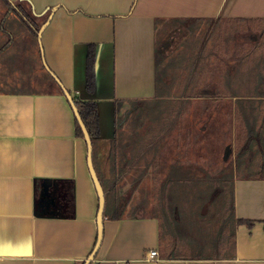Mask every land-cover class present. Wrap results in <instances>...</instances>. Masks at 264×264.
I'll return each mask as SVG.
<instances>
[{
	"label": "crops",
	"instance_id": "1",
	"mask_svg": "<svg viewBox=\"0 0 264 264\" xmlns=\"http://www.w3.org/2000/svg\"><path fill=\"white\" fill-rule=\"evenodd\" d=\"M9 1L16 9L18 4L24 5L30 18L21 19L0 3V24L6 29L4 33L0 28V49L5 48L0 53V264H84L97 241L99 198L88 168L87 143L77 134L72 105L46 66L75 104L93 101L98 106L100 137L93 159L104 187L112 180L117 105L138 107L142 101L167 97L180 106L177 118L187 121L191 98L186 91L191 84L175 75L169 77L173 75L169 69H174V74L175 69H264V53L253 52L261 36L224 34L222 30L211 50L213 35L209 33V25L264 21V0ZM199 19L203 21L197 22ZM203 26L208 32L204 35ZM161 31L169 35L159 44ZM247 40L254 44L247 53L231 44ZM91 47L94 84L89 89ZM158 52L163 57L161 69L170 71L160 94ZM233 84L228 81L226 87L234 89ZM246 100L256 104L264 97ZM239 102L240 98L234 97L232 105ZM176 132L175 144L159 147L157 152L167 158L161 162L165 185L171 183L167 171L188 168L186 159L175 155L185 154L193 130L184 122V128ZM263 137L264 131L258 128L249 133L247 143L250 148L254 143L262 148ZM250 148L244 170L255 168L258 172L234 174L231 236L235 247L228 257L220 258L216 252L219 235L211 246L196 249L188 245L187 258L163 259L159 217L120 212L118 219L104 217L103 240L91 264H264V151L256 160ZM232 153L227 146L224 160ZM140 162L138 159L127 167L118 185L128 181L133 168L137 172L134 182L144 181L143 173L138 176ZM47 179L57 195L53 181H65L67 191L73 186L74 217L61 218L51 206L39 207ZM104 190L109 214H117L108 201L109 188ZM238 220L252 225L238 224ZM201 249L207 252L195 254ZM151 251H158L159 257L152 258Z\"/></svg>",
	"mask_w": 264,
	"mask_h": 264
},
{
	"label": "rangeland",
	"instance_id": "2",
	"mask_svg": "<svg viewBox=\"0 0 264 264\" xmlns=\"http://www.w3.org/2000/svg\"><path fill=\"white\" fill-rule=\"evenodd\" d=\"M247 26H257L258 31L239 34H255L259 38L262 36V40L259 39L260 41L253 47V52L264 53V24L252 23ZM203 27L202 35L208 33L205 31V26ZM168 35L163 31L159 32V44L163 43ZM217 35H214V38ZM210 44L213 45V42ZM231 44H234V48L237 47L239 52L247 53L252 50L253 43L247 40L244 43L234 41ZM169 70L173 73L169 77L175 75L182 80L180 76L186 69H175L176 74L174 69ZM169 72L167 69V74ZM204 73L206 82L202 87L207 89V94L204 98L196 97L197 93L193 94V97L190 96L191 101L186 110L187 121L177 118L180 115L179 111L177 115L173 114L174 107L178 110L180 106H174L173 101L167 97L160 99L163 105L158 113L155 110L143 109V111V107L132 105L120 107L117 111L116 133L124 137L125 146L126 143L135 146L132 142V135L135 133L138 134L139 143L136 144L139 147H145L150 143L151 146L145 148L143 154L135 159L141 161L142 168L138 171V176L143 173L144 181L136 184L134 179L137 172L136 169H131L128 181L119 184L116 191L110 193L108 201L114 204L113 208L115 211L117 209L118 213L162 216L163 195L167 185L164 183L166 179L162 176L159 181L153 178L151 166L156 158L153 151L159 147L174 145L176 131L182 130L185 122L186 128L193 130V136L190 143L185 146V154L178 153L175 156L180 159L185 158V165L188 168L167 171L166 176L173 184L171 192L174 196V212L171 215L173 217L171 226L172 229L178 226L177 231L182 234L183 240L185 239V245L193 244L196 249H199L200 245L211 246L219 235L224 236L225 257H227L233 244L230 236L234 223L230 208L234 174L237 172L241 176L244 173L258 172L255 168L244 170L249 152L241 154V149L247 141L248 132L251 135V131H256L258 128L264 131V101L253 104L246 100L264 97V69H206ZM228 81H234V89L226 87ZM191 84L199 89L198 82L193 81ZM187 94L191 95L189 91ZM234 97L240 98V102L232 105ZM227 146H230L234 153L225 161L224 153ZM251 148L256 154H254L255 159L260 160L259 152L264 151V144L262 143V148H257L254 143ZM158 157H162L161 162L166 158L161 154ZM143 167H148V171L143 170ZM132 173L134 176H131ZM262 173L264 174V171ZM206 252L203 249L195 250V254Z\"/></svg>",
	"mask_w": 264,
	"mask_h": 264
},
{
	"label": "trees",
	"instance_id": "3",
	"mask_svg": "<svg viewBox=\"0 0 264 264\" xmlns=\"http://www.w3.org/2000/svg\"><path fill=\"white\" fill-rule=\"evenodd\" d=\"M0 3L3 5L7 6L9 10L17 12L18 15L20 16L21 19L30 18L29 12L24 8V5L18 4L19 9L14 8L12 3L9 0H0ZM202 19H199L197 22H202ZM252 24L251 22L247 21H238L237 23L233 24L232 26H217L215 25H209V33L213 35V44L216 45V40L217 38H214V35H217V33L221 34L222 30L223 33H235V32H247V31H253L256 30L258 31L257 26H250L248 27L247 25ZM255 24V23H253ZM256 24H264V21H257ZM0 28L3 30V32H6L4 23L2 22L0 24ZM223 28V29H222ZM261 29H259L260 31ZM262 32V31H261ZM264 33V32H263ZM262 35V34H261ZM262 37V36H261ZM262 40V38H261ZM214 45L211 50H214ZM5 49V48H4ZM3 48L0 49V53L3 52ZM163 57L162 55L158 52L157 53V69H156V81H157V93L160 94L162 93V84L165 81L166 75H167V69H161L163 66ZM87 74H88V88H92L94 84V53L93 49L91 47L90 52H89V57H88V67H87ZM187 70V72H186ZM185 73L181 74V78L184 79V81L191 82L196 81L199 84V89L196 88V86H192L188 91L190 92L191 95L189 97H193V94H196L198 98H204L207 94V89L202 87V85L206 82L205 78V71L206 69H186ZM49 78L51 79L52 83L56 85V82L52 79V77ZM162 101L161 100H155V101H142L140 103L139 107H143L142 110H155L160 111L161 106H162ZM77 109L81 115V118L91 136L92 142H93V147H94V154L93 158L96 155L95 151V146L96 143L100 137V123H99V113H98V106L96 102L93 101H87V102H77L76 103ZM120 109V104L117 105V111ZM138 110V109H137ZM141 110V112H142ZM143 110V111H144ZM166 112V111H165ZM178 110L176 107H174V112L173 114L177 115ZM168 115V113H166ZM76 127H77V134L80 137L84 138L83 131L76 120ZM249 135V132H248ZM133 143H135V146H129V143L125 144L123 143L124 137L123 136H118V133H116L115 138L113 139L112 142V156H111V161H112V180L111 183L106 186V183L104 185V188H108L109 186V191L114 193L116 191V187L118 186V183L120 182V179L122 178L123 174L127 172V167L131 166L133 161H135L136 157L139 155L143 154L145 148H149L151 146V143L145 147H139L138 144V134H133L132 135ZM154 139V138H153ZM151 139V140H153ZM129 142V141H128ZM244 144V146L241 149V154H245L246 151L250 148V143ZM147 148V149H148ZM126 151V152H125ZM129 151V152H128ZM156 156L154 162H153V178L155 181H159V179L162 176V171H161V158L158 157V148L154 150ZM131 154V155H128ZM140 157V156H139ZM102 181V180H100ZM54 185L57 186V191L59 192L58 195L53 191L52 186L50 189V193L52 194V198L54 199V204L51 205L52 210H54V213H57L58 217L61 218H72L74 217V191H73V186L71 187V191L66 190L65 186V181H53ZM103 183V182H102ZM166 189L165 193L163 195L164 198V206L163 209L161 210L162 216H158L160 219V255L163 259H184L187 258V251H190L189 246L184 244L182 234H180L177 230L178 226L174 227L172 229V219L173 217L171 216L174 212L173 210V194H172V183L166 184ZM171 185V186H170ZM55 186V187H56ZM59 200V201H58ZM62 209V211H60ZM231 217L234 216V189L231 195ZM56 211V212H55ZM60 211V213H59ZM105 216H109L111 219H118L119 214H113L110 215L107 207L105 211ZM164 219V221L162 220ZM238 224H247L248 226L252 225V222L250 221H244V220H238ZM179 233V235L177 234ZM224 236H220L218 239V245H216L215 249L220 258L225 257V251L226 248L224 246ZM230 239L232 240V251H234L235 247V242L234 238L230 236ZM187 252V253H186ZM229 256V255H228ZM227 256V257H228ZM226 258V257H225Z\"/></svg>",
	"mask_w": 264,
	"mask_h": 264
},
{
	"label": "water",
	"instance_id": "4",
	"mask_svg": "<svg viewBox=\"0 0 264 264\" xmlns=\"http://www.w3.org/2000/svg\"><path fill=\"white\" fill-rule=\"evenodd\" d=\"M46 68L49 71V73L52 75V77L55 79V81L62 88V90L64 91L67 98L69 99V101L72 105L73 111L75 113L76 120L78 121V123H79V125L83 131L84 139L87 143L88 168H89L91 178L93 180V183L95 185V189L97 191L98 198H99V208H98V213H97V225H98L97 241H96V245H95L92 253L90 254L88 259L84 263V264H91L92 261L95 259L97 252L99 251V249L101 247V243H102L103 236H104V219H105L104 217H105V209H106V192L104 190V187L100 181V178H99L97 171L95 169V166H94V159H93L94 147H93V142H92L91 136H90V134H89L82 118H81V115L77 109V106H76L73 98L69 94V92L63 87L62 83L57 79V77L52 73V71L47 66H46ZM51 186H52V183L49 179L44 181L42 192L40 195V201L38 203L40 208L44 207V206L49 207V205L54 204V199L50 196L51 195V193H50ZM47 202H50V204H47Z\"/></svg>",
	"mask_w": 264,
	"mask_h": 264
},
{
	"label": "built area",
	"instance_id": "5",
	"mask_svg": "<svg viewBox=\"0 0 264 264\" xmlns=\"http://www.w3.org/2000/svg\"><path fill=\"white\" fill-rule=\"evenodd\" d=\"M149 255H150L152 258H154V257L158 258V257H159V253H158V251H151Z\"/></svg>",
	"mask_w": 264,
	"mask_h": 264
},
{
	"label": "flooded vegetation",
	"instance_id": "6",
	"mask_svg": "<svg viewBox=\"0 0 264 264\" xmlns=\"http://www.w3.org/2000/svg\"><path fill=\"white\" fill-rule=\"evenodd\" d=\"M50 196L52 197V194ZM47 204H50V202H47ZM49 206H51V205H49Z\"/></svg>",
	"mask_w": 264,
	"mask_h": 264
}]
</instances>
